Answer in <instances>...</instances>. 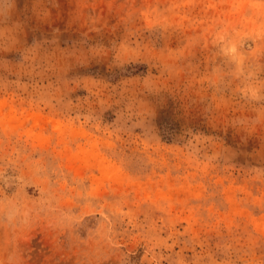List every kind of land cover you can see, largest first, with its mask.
Returning <instances> with one entry per match:
<instances>
[{
    "label": "rangeland",
    "instance_id": "1",
    "mask_svg": "<svg viewBox=\"0 0 264 264\" xmlns=\"http://www.w3.org/2000/svg\"><path fill=\"white\" fill-rule=\"evenodd\" d=\"M255 3L0 0V264H264Z\"/></svg>",
    "mask_w": 264,
    "mask_h": 264
},
{
    "label": "clouds",
    "instance_id": "2",
    "mask_svg": "<svg viewBox=\"0 0 264 264\" xmlns=\"http://www.w3.org/2000/svg\"><path fill=\"white\" fill-rule=\"evenodd\" d=\"M244 5H239L238 7H243ZM254 8H258L261 11H264V3H255L252 5ZM216 42L220 46V51L223 55L231 58L236 51L235 45L232 42V38L229 36L227 29H222L216 34ZM6 210L9 212V215L15 214L18 210L15 208L0 209V211Z\"/></svg>",
    "mask_w": 264,
    "mask_h": 264
}]
</instances>
